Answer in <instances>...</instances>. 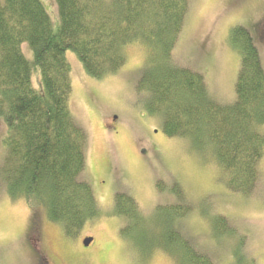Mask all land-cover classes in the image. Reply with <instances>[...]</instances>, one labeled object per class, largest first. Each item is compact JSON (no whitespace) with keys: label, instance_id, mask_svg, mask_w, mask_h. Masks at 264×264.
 <instances>
[{"label":"trees","instance_id":"1","mask_svg":"<svg viewBox=\"0 0 264 264\" xmlns=\"http://www.w3.org/2000/svg\"><path fill=\"white\" fill-rule=\"evenodd\" d=\"M56 3L58 29L40 0H0V120L7 128L0 190L13 203L23 201L31 212L45 214L66 243H75L102 217L93 187L81 180L88 137L71 113L72 67L66 54L75 53L89 77L103 80L126 65L133 46L145 52L137 92L148 97V112L163 118V132L208 156L228 191L255 193L264 159V65L250 30L230 31L240 69L236 100L222 105L213 99L204 74L175 57L191 0ZM25 44L32 60L22 51ZM37 70L44 93L33 85ZM170 192L180 203L158 206L153 214L133 195H115L112 217L126 223L120 230L124 246L143 254L159 251L172 264H216L184 230L183 221L194 212L186 195L178 186ZM214 214L209 225L217 239L238 234L227 217ZM61 244L67 250L62 239Z\"/></svg>","mask_w":264,"mask_h":264},{"label":"rangeland","instance_id":"2","mask_svg":"<svg viewBox=\"0 0 264 264\" xmlns=\"http://www.w3.org/2000/svg\"><path fill=\"white\" fill-rule=\"evenodd\" d=\"M40 1L58 29L56 0ZM236 26L253 34L264 65V0H191L175 50L183 67L204 74L213 99L222 105L236 100L240 57L229 44L230 31ZM22 51L32 60L27 44ZM66 58L72 67L71 113L88 137L81 180L93 187L102 217L86 226L71 249L61 244V239L67 244L64 236L49 235L44 245L47 255L87 257L90 264H141V259L146 264H172L159 251L143 254L124 246L119 229L126 223L112 216L119 192L133 195L153 214L158 206L180 203L170 192L178 186L194 208L183 221L184 230L200 250L216 264H264V159L251 197L228 191L221 171L208 156L198 153L188 140L169 138L163 132V118L148 112V97L137 92L145 64L142 47L130 48L126 65L103 80L89 77L72 51ZM33 85L44 93L39 70L33 74ZM6 134L0 120V164ZM28 210L23 201L13 203L0 190V264H37L24 238ZM214 213L227 217L238 234L217 239L220 235L209 225ZM89 236L95 241L85 249L82 239Z\"/></svg>","mask_w":264,"mask_h":264},{"label":"flooded vegetation","instance_id":"3","mask_svg":"<svg viewBox=\"0 0 264 264\" xmlns=\"http://www.w3.org/2000/svg\"><path fill=\"white\" fill-rule=\"evenodd\" d=\"M27 213L29 215L28 217L29 221H27V226L25 227L24 238L28 247V251L36 260L37 264H90L87 257L79 258L75 255L70 257L68 256L61 257L56 253L54 254V257L47 255L46 251L44 250V245L46 244L45 239L49 235L54 233H58L59 237L61 238V231L59 230V228L51 225L48 222L45 214L39 212L33 213L30 210H28ZM88 225L90 226V224ZM85 238H93L95 241V238L93 236L84 237L82 239V244ZM92 245L85 249H90ZM73 246H74L73 242L71 241L68 242L67 250L71 249Z\"/></svg>","mask_w":264,"mask_h":264},{"label":"water","instance_id":"4","mask_svg":"<svg viewBox=\"0 0 264 264\" xmlns=\"http://www.w3.org/2000/svg\"><path fill=\"white\" fill-rule=\"evenodd\" d=\"M94 242V239L93 238H89V239H86L84 240L83 242V245L85 248H88L92 245V243Z\"/></svg>","mask_w":264,"mask_h":264}]
</instances>
